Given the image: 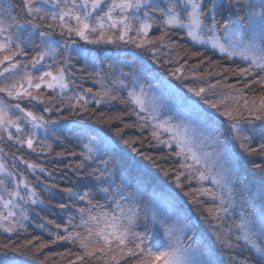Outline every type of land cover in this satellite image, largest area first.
<instances>
[{
    "label": "snow or ice",
    "instance_id": "1",
    "mask_svg": "<svg viewBox=\"0 0 264 264\" xmlns=\"http://www.w3.org/2000/svg\"><path fill=\"white\" fill-rule=\"evenodd\" d=\"M223 6L213 3L211 7H206V0H21L20 4H15L16 9L22 10L21 14V11L13 10L14 0H10L0 11V133L7 134L8 140H14L21 147L26 145L33 152L36 151L35 143H43V139H38L41 133L44 137L55 133L53 126L59 125V120L49 121L34 111L26 110L22 101L43 104L42 89L54 94L58 92L61 102L64 101L68 90V61L73 56L85 55L82 49L73 47L76 44L74 37L86 44H131L144 51L157 41L161 47L168 46L165 37L179 30L186 33L194 44L210 45L223 56L245 62L247 67L240 69V75L258 76L255 82L264 86V0H261L259 11L254 10L256 5L251 0H228L230 9L246 13L240 15V20L247 27L243 36L234 35L227 24L217 20V11ZM154 26L160 29L161 35L150 38ZM57 30L59 36L66 37L62 44L51 38V33ZM29 49L35 54L26 61L19 59L29 56ZM61 58L63 64L60 63ZM29 65L32 71H29ZM180 71L176 68L172 75L176 76ZM123 76L131 78L125 82ZM122 77L113 83L116 89L125 91L126 96L121 97L116 89L105 88L100 93L101 98L106 101L121 99L129 107V114L135 115L137 121L141 122L137 125L141 130L150 125L151 136L158 146H175L174 155L179 158L182 170L175 175L176 187L185 197H189V203H199L197 195L210 196L218 202L206 209L212 220L220 222L211 225L215 241L229 250L240 248V242H243L244 251L254 254L257 264H264V210L257 215L241 209L238 222L233 220L226 229L221 227L241 204L237 203L236 181L231 175L230 149L223 135L211 127L215 121L213 113H200L196 121L186 119L185 114L161 120L159 113L163 106L162 98L145 89L135 70L122 73ZM188 92L204 98L210 108L229 121L232 140L244 153L264 154V132L261 133L259 147L254 148L252 135L236 122L243 116L236 111L240 106L239 96L225 95L213 101L207 99L203 87L190 86ZM2 97L15 103L9 104ZM228 99L236 103L229 107L224 103ZM67 102V106L80 115L77 109L87 112L86 105L90 101L78 95L67 97ZM100 102V99L96 100L97 104ZM243 107L255 120L264 119V97L260 98L259 103L253 101L251 107L245 100ZM44 111L52 112L53 108L45 107ZM61 119L66 121L67 117L61 113ZM174 119L179 122L173 123ZM204 125L208 126L207 139L215 145L218 161H224L219 169L215 167V162L209 165L208 159L212 153L202 150L204 141L195 135L199 127ZM12 129H15V133ZM122 131L117 129L114 134L125 145L135 143L123 139ZM161 133H166L168 139H162ZM204 135L201 133V137ZM79 139L84 149L81 153L83 159L94 162L95 158L103 165L102 168L93 167L86 173L96 181L101 196L96 201L81 197L87 207L78 208L79 223L74 222L76 217L70 218L74 230L65 228L67 235L57 236L56 239L78 244L83 253L77 256L81 264H86L85 258L102 261L103 264H120L125 257H135V264H217L212 257L210 245L200 246L198 243L193 248L185 244L191 230L183 223L184 218L176 212L174 197L152 193L149 204L141 209L139 204L146 191L143 176L121 171L117 183V170L123 161L119 158H103L108 154L109 141L87 129L81 130ZM46 147L51 149V145ZM27 167L35 170L36 165L28 163ZM84 167L81 163L75 171ZM255 167L264 173V165L256 164ZM164 174L168 175L167 172ZM182 176L186 177L189 184L195 179L200 187L190 192L184 191ZM206 180L219 191L204 188L203 182ZM21 189H25L26 193L22 194ZM62 191L70 192L71 189L65 188ZM35 197L36 193L27 179L9 171L0 157V229L11 234L15 224L22 227V221L27 220L28 216L21 202L36 204ZM58 207L66 206L60 204ZM142 219L147 227L143 232L136 231ZM157 231L162 233L160 240L154 235ZM0 247L8 249V252L0 256V264H17L10 255L16 249L8 244ZM229 261L230 264H248L247 257L237 262L233 256Z\"/></svg>",
    "mask_w": 264,
    "mask_h": 264
},
{
    "label": "trees",
    "instance_id": "2",
    "mask_svg": "<svg viewBox=\"0 0 264 264\" xmlns=\"http://www.w3.org/2000/svg\"><path fill=\"white\" fill-rule=\"evenodd\" d=\"M7 1L8 3L10 2V0ZM212 1L206 0V7H210V2ZM15 4H20V2L14 0L13 10L21 11L22 14V10L16 9ZM219 10L220 13L217 15V20L221 24L228 25L229 23L232 27L235 19L240 21V15H246V13H238L237 11L232 12L229 7L224 6L219 8ZM160 35V29L156 26L153 27L151 34H149L150 38ZM51 38L53 40L64 39L58 36L56 32L51 33ZM165 40L168 41V46L161 47L159 41L153 45L157 53L152 59L157 64L164 65L163 69L168 68L169 73L179 68L189 78L193 77L191 76L192 73L196 74V76L198 75L200 81H198L197 87L205 88L206 96L214 97L215 101L225 95L231 97L239 96V105L243 98L256 100L264 97V86L255 82L258 80V76L244 77L240 75V69L247 67L245 62L219 55L207 48L196 47L182 37L178 31L170 32L165 37ZM100 49H97L93 56L87 52L84 59L73 56L69 60V65L66 66L69 89L63 102H61L58 92L54 94L49 90L42 89L43 104L24 100L22 101V106L26 110L34 111L38 116H44L49 121L72 122L89 131H98L106 136L116 137L117 141L121 138L114 133L117 129H122L123 139L135 142L129 144V153H132L141 164H147L152 168L165 185L174 188L175 175L182 171L180 165L177 164L179 160H168L165 150L159 147L152 137H149V134L147 135L149 133L147 126L141 130L137 126L141 122L137 121L136 116L122 109L121 99L106 101L100 96V93L105 88L116 89L113 81L121 78L122 73H130L133 70L137 74L146 72L148 70L146 65L144 63L141 64L140 61L138 62L137 57L130 52L128 54H115L110 52V50L107 52L102 48ZM34 54L35 52L29 49V56L20 57L19 59L26 61ZM166 60L168 63H165ZM60 63H64L62 58ZM122 78L125 82L130 80L129 76H123ZM87 89L92 91L89 92ZM116 90H120L121 97L126 96V92L122 89ZM78 95H83L90 101L86 105L87 112L77 109L81 113L80 115H77L76 112H73L67 106V97ZM53 96H55L54 99ZM2 98L9 104L15 103V101L8 100L7 97ZM97 99L101 100L99 104L96 103ZM73 103H75L74 100ZM224 103L232 107L236 102L228 99ZM45 107H52L53 111L45 112ZM241 108L239 106L236 111L241 110ZM56 109L61 111L58 112ZM61 113L67 117L66 121L61 119ZM124 114L129 116L125 117ZM82 127L74 126L69 132L67 131L68 133L55 127L54 134L49 133L47 137L40 134L38 139H43V143L37 142L34 144L35 152L25 149L26 145L16 147L15 143L12 142L13 140L7 139V134L0 133V138H2L0 140V154L4 158L7 168L18 176L23 175L27 179L30 187L35 191V198L37 199L36 204L29 202L22 206L28 216L27 220L22 221V227L20 224H15L11 234L2 232L3 230L0 231V245L8 244L14 247L16 251L10 253V255H18L21 260L20 264H81L77 260L78 255H83L79 245L69 243L66 240L56 239V237L66 236L65 228L69 231L74 230L70 218L76 217L74 222L79 223L77 210L78 208L87 207L81 197H84L85 200L96 201L100 200L101 196L96 188V181L92 180L86 173L93 167L102 168V164L99 160L97 162L84 160L81 155L84 150L80 143L75 140V137L77 138L81 133ZM262 132L264 131L257 128L256 131L253 130L252 133H249L255 139V142H252V147H259L257 140H259V134ZM126 135L128 136L125 137ZM120 141L123 142V140ZM46 145H51V149L49 150ZM59 153H63V155H58ZM113 154L114 157L111 158ZM148 157H151V159H148ZM103 158L113 159L118 158V156L116 157L115 152L108 151V154L104 155ZM243 159L242 166H239L236 170V174H239V183L237 185L239 189H236L237 203H240L241 207L233 210L232 215L222 224L221 227L223 229H226L233 220L238 221L241 209L246 213H256V210L260 212L264 210V173H261L255 167L256 164L264 165V154L255 152L254 155L243 156ZM21 161H25V163ZM28 163L36 165L35 170L28 169ZM81 163L85 167L75 171L77 165ZM129 168L128 165H124L122 170L129 172ZM40 169H44V171L41 172ZM165 172L168 173L167 176L164 174ZM53 185L55 186L53 187ZM65 188L71 189V191H62ZM160 190L162 191L163 189ZM179 191L181 190L179 189ZM196 198L199 203L192 204L189 203V197H185L191 208L192 215L190 216L186 209L183 210L180 200L177 198L175 200H178L176 204L180 205V209L183 212V223L188 225L191 234L195 233L196 238L199 237L201 239L202 246H211L212 257L217 264H230L229 258L233 256L237 262L247 257L248 264H257L254 254L244 251L243 242H240V248L229 250L215 241L211 225L220 222L212 220L206 211V209L213 207L215 203L203 201L204 199L201 200L199 197ZM241 201L243 202L241 203ZM60 204H64L66 207H58ZM192 216L196 219V224L192 223ZM5 252H8V249L0 247V254L3 255ZM23 259L26 261L24 262ZM85 259L86 264H103L102 261H96L92 258ZM135 260V257H128L121 264H135Z\"/></svg>",
    "mask_w": 264,
    "mask_h": 264
},
{
    "label": "rangeland",
    "instance_id": "3",
    "mask_svg": "<svg viewBox=\"0 0 264 264\" xmlns=\"http://www.w3.org/2000/svg\"><path fill=\"white\" fill-rule=\"evenodd\" d=\"M18 1L21 3V0H18ZM251 2L256 5L254 10L259 11L261 0H251ZM213 3H216V4L222 3L224 5V7L228 8V0H213L212 2H210V5L212 6ZM6 4H8L7 0H0V11H2L3 6ZM230 10L232 12L236 11L235 8H231ZM218 13H220L219 9L217 11V15H218ZM232 25L234 28L228 23L229 30L230 31L232 30L234 35L243 36L247 32V27H246L245 22H242L241 20L239 21V20L235 19V22ZM45 31H48V30L45 29ZM177 31L182 35V37H184L192 45H194L196 47L207 48L209 50L214 51L215 53H217L219 55H222L219 51L212 49L210 45L194 44L190 39L187 38L186 33L179 31V30H177ZM151 32H150V34H151ZM56 34L59 36L58 32H56ZM218 34L222 35V33H218ZM63 38L64 39L61 38L62 40L54 39V41H58L62 44L64 42V40L66 39V37H63ZM74 39L76 40V44L73 45V47L74 48H80L85 53L84 56H80L77 58L84 59L87 52H89V54L90 55L92 54V56H93L95 54V51H97V49L101 50L100 48H102L103 50H106L107 52L110 50V52L115 53V54H117V53L128 54L130 52L132 55L137 57L138 62L140 61L141 64L144 63L148 70L146 72L138 73V75H140L141 80L144 83V87L146 90H148L150 93L154 92L158 97L162 98V105L163 106L161 107L160 113H159V118L161 120L166 119L168 116L175 117L177 114H185L186 119H191L193 121H196L197 116L200 113H213V115L215 116V121L212 122L211 127L214 128L218 133L223 135V137L225 138V142L230 149V152H231V168H232L231 175H232L233 179L236 181V185H235L236 189H239L237 187V185L239 183L238 182L239 174H236V170L239 166L240 167L242 166L243 160H244L243 156H245V155L250 156V155H248L246 153L242 154L243 151L239 148L238 145L234 144L232 137H231L230 130H229V121L227 119H225V117L221 116L220 113L217 112L215 109L210 108L208 106V104L205 102L204 98L197 97L193 93L188 92V87H190V86L191 87H197L198 81H200V79H198V75L196 76V74L192 73L191 76H193V77L189 78L188 75L186 76L182 71H180L176 74V76H173L172 71H171V73H169L168 68L163 69L164 65H159V64H157V62L154 61V59H152L154 56L153 52L155 54L157 53L156 48H154L153 45H149L148 50L141 51L139 49H136L135 46L131 45V44H128V45H124V44H115V45L99 44V45H97V44H86L84 41L79 40V38H77V37H74ZM98 47H100V48H98ZM125 47H127V48H125ZM155 47H156V45H155ZM61 50L63 51V49H61ZM232 59L239 60L238 58H232ZM68 63H69V61H68ZM139 66H141V65L139 64ZM29 71H32L31 66H30ZM177 77H179V79ZM129 78H131V77L129 76ZM149 85H151V88H149ZM68 89H69V86H68ZM206 97H207V99H211V100L215 101V98L214 97L211 98L212 96H210V95H208ZM245 100H247L249 102V107H251V104L253 101H255L256 103H259L260 99L258 98L256 100H249V99L243 98L241 100V103H240V107H242V108H241V110L237 111L239 113H242L243 116H242V118H238L236 122L243 129H245L248 134L252 133L253 130L256 131L257 128H260L261 131H264V119L255 120L253 117H250L248 115L247 110L243 107ZM121 107L126 112L127 111L129 112V107L126 106L124 103L121 104ZM196 109H198L199 111H196ZM221 110H223V105H221ZM124 115H125V117L129 116L127 114H124ZM178 122L179 121H177L175 119L173 120V123H178ZM64 125H67V126H64ZM74 126L82 127V126L74 124L72 122H60L59 125H56L54 127L61 129L62 131H65V132H67V131L69 132L70 129L74 128ZM25 127H27V125H25ZM82 129H84V128L82 127ZM147 130L149 132V133H147V135L149 134L150 135L149 137H152L150 125L147 126ZM11 131L13 133H15V129H12ZM207 131H208L207 125L200 126L198 131L195 133V135L197 136L198 139L202 138L204 141L202 150L204 152L212 153L211 157H209V159H208L209 165H212L215 162V167L217 169H219L224 164V161L223 160L218 161V158L216 157V154H215L216 153V147L211 140L207 139V135H206ZM91 132L99 133L106 140H108L109 141V147H108L107 152L113 151L116 153V157L118 156V158L122 159V161H123L122 166L120 168H118V170H117V181L118 182H119V179H118L119 174L121 171H123L122 168L124 165H128L130 167L128 170L132 174L143 176L146 191L144 193V198L140 201V204H139L141 209H143L146 204H149L150 199H151V194L156 193L159 196L167 197L170 195L172 197L179 199L181 202V206H182L183 210L186 209V212L188 213V215L189 216L192 215L191 214L192 213L191 208L188 205L187 200L183 196L182 191H179V189L176 187V184L174 183V185H173L174 188L165 185L164 182L161 180V178H159V176L156 174V172L152 168H150L147 164L146 165L141 164V162H138L135 159V156H133L132 153H129V150H128L130 147L129 144L125 145L122 141H120L121 139L119 141H117L116 137H109V136H106L104 134H101V132H98V131L92 130ZM201 133H205V135L203 137H201ZM41 134H43V133H41ZM259 135L261 136V134H259ZM127 136L128 135H126L125 137H127ZM79 137H80V134L77 136V138L75 137V140H77L80 143ZM161 138L167 140L168 136L166 133H161ZM0 140H2V138H0ZM12 142L15 143L14 140ZM154 142L157 143L156 140H154ZM252 142H255V139H253ZM257 144H260V137H259V140H257ZM15 145H16V147L20 146L16 143H15ZM80 145L83 148V145L81 143H80ZM159 147H161L162 149L165 150V154L168 157V160H173V161H175L176 159L179 160V158L174 155V151H175L174 145L170 148L165 147L164 145H159ZM24 148L28 149L27 146H25ZM254 153H252L251 155H254ZM0 157L3 158V156L1 154H0ZM112 157H114V154H113V156H111V158ZM94 161L97 162L98 159L94 158ZM3 162H4V158H3ZM178 162L180 163V161H178ZM179 163H177V164L180 165ZM102 167H103V165H102ZM8 170L11 171L9 168H8ZM118 171H120V172H118ZM124 172H128V171L126 170ZM181 180L183 182L184 189H186L184 191L190 192L191 189L200 187V185L197 183V181L195 179L192 180L191 184L188 183L185 176H182ZM203 187L206 189H210L212 191H216V192L219 191V189H217L214 185L211 184L210 181H207V180L203 182ZM160 189H163V190L161 191ZM21 193L22 194L26 193V190L21 189ZM196 197L201 198V200L204 199L203 201H209V202L215 203V204L218 203L216 201H213L210 196L197 195ZM177 201L174 199V203L176 206V212L180 216L183 217L184 215H183L182 210L180 209V205L176 204ZM21 205L23 206L25 204H23V202H21ZM255 212L257 213V215H259L260 211L256 210ZM149 214H150V205H149ZM237 220H239V219H237ZM191 221H192V223L196 224V219L194 218V216L191 217ZM146 227H147V225L144 223V221L142 219L140 221L139 227L136 229V231L143 232L146 229ZM1 230H3V229H0V231ZM2 232H4V231H2ZM154 235L156 236V239H158V240L162 239V233L157 231V232H154ZM198 243L200 246H202L201 239L199 237L196 238L195 233L194 234L189 233L188 238L185 240V244L190 245L191 247L195 248V247H197ZM0 256H2V254H0ZM12 257L17 261V264H20L21 260L18 257V255L17 256L12 255ZM127 258L128 257H125L124 259H122L120 261V264L123 263ZM25 261L26 260H24V262Z\"/></svg>",
    "mask_w": 264,
    "mask_h": 264
}]
</instances>
